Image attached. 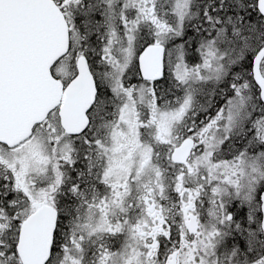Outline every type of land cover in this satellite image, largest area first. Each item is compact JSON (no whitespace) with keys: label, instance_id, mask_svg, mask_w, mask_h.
<instances>
[{"label":"snow or ice","instance_id":"6c2138e0","mask_svg":"<svg viewBox=\"0 0 264 264\" xmlns=\"http://www.w3.org/2000/svg\"><path fill=\"white\" fill-rule=\"evenodd\" d=\"M0 264H264V0H0Z\"/></svg>","mask_w":264,"mask_h":264}]
</instances>
